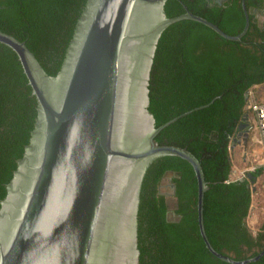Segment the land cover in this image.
I'll use <instances>...</instances> for the list:
<instances>
[{"label": "water", "instance_id": "1", "mask_svg": "<svg viewBox=\"0 0 264 264\" xmlns=\"http://www.w3.org/2000/svg\"><path fill=\"white\" fill-rule=\"evenodd\" d=\"M167 0H88L56 76L34 53L0 30V43L19 57L38 116L0 208V264H140L141 198L154 159L189 161L198 181V222L209 251L232 263L257 261L264 250L237 260L211 244L203 215L207 188L198 158L187 148L160 144L157 135L179 117L156 126L149 84L163 31L181 20L218 25L186 12L167 17ZM246 113L233 139L250 132ZM247 128L244 132L243 129Z\"/></svg>", "mask_w": 264, "mask_h": 264}, {"label": "trees", "instance_id": "2", "mask_svg": "<svg viewBox=\"0 0 264 264\" xmlns=\"http://www.w3.org/2000/svg\"><path fill=\"white\" fill-rule=\"evenodd\" d=\"M88 0H0V30L24 41L50 76L66 57ZM244 0H167L165 13L188 10L239 35L246 25ZM250 26L240 40L186 19L162 33L151 71L149 110L156 126L181 116L157 135L160 144L187 148L200 161L205 182L203 215L213 247L244 260L264 250V221L253 233L247 224L261 169L233 178L231 147L248 110L249 92L264 84V23L256 9L264 0H245ZM38 116L16 52L0 43V208L7 187L30 143ZM171 175L176 207L161 191ZM198 181L192 164L175 155L154 159L141 198L140 264H232L207 248L198 222ZM247 264H264V255Z\"/></svg>", "mask_w": 264, "mask_h": 264}, {"label": "rangeland", "instance_id": "3", "mask_svg": "<svg viewBox=\"0 0 264 264\" xmlns=\"http://www.w3.org/2000/svg\"><path fill=\"white\" fill-rule=\"evenodd\" d=\"M252 101H264V84L254 86L249 92L248 110L249 120L252 122L254 119L253 111L250 107ZM248 122L250 123V121ZM239 141L233 142L231 147L232 160H233V178H242L250 172L261 169L258 178L253 184L254 194L253 203L251 206L250 214L247 218V224L253 233H257L264 221V167L260 166L263 154L259 152L255 156L252 155L254 146L249 141L248 145L244 144V136L238 137ZM161 191L165 194L169 205V218L174 219V210L176 207L175 188L171 182V175L167 176L161 185Z\"/></svg>", "mask_w": 264, "mask_h": 264}, {"label": "built area", "instance_id": "4", "mask_svg": "<svg viewBox=\"0 0 264 264\" xmlns=\"http://www.w3.org/2000/svg\"><path fill=\"white\" fill-rule=\"evenodd\" d=\"M250 107L254 114L255 129L259 131V134L261 136V142L263 145V150H264V101L262 102L252 101L250 103ZM260 166L264 167V155L262 158V162L260 163Z\"/></svg>", "mask_w": 264, "mask_h": 264}, {"label": "crops", "instance_id": "5", "mask_svg": "<svg viewBox=\"0 0 264 264\" xmlns=\"http://www.w3.org/2000/svg\"><path fill=\"white\" fill-rule=\"evenodd\" d=\"M250 121V120H249ZM247 123L251 126H254V129L250 132L249 141L252 143L254 148L251 150L252 155L255 156L256 154H259L261 152L264 155L263 145L261 142V136L259 134V131L255 129V121L254 119L250 123L247 121ZM246 130V128L243 129V132ZM248 141V143H249Z\"/></svg>", "mask_w": 264, "mask_h": 264}, {"label": "flooded vegetation", "instance_id": "6", "mask_svg": "<svg viewBox=\"0 0 264 264\" xmlns=\"http://www.w3.org/2000/svg\"><path fill=\"white\" fill-rule=\"evenodd\" d=\"M219 2H223V1H225V0H218ZM256 14H257V17L259 18V22H260V24H263L264 23V11H261V10H255L254 11ZM247 129V128H246ZM239 132H240V130H239ZM238 132V133H239ZM249 141V140H248ZM168 216H169V214H168Z\"/></svg>", "mask_w": 264, "mask_h": 264}]
</instances>
